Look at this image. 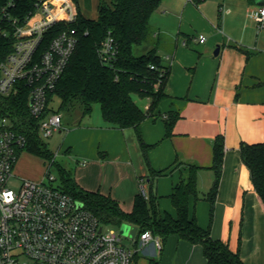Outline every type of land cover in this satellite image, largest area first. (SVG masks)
Here are the masks:
<instances>
[{
	"label": "crops",
	"instance_id": "obj_1",
	"mask_svg": "<svg viewBox=\"0 0 264 264\" xmlns=\"http://www.w3.org/2000/svg\"><path fill=\"white\" fill-rule=\"evenodd\" d=\"M74 1L81 14L95 11V19L100 3L107 2ZM255 7L252 0H162L159 9L166 15L155 24L151 18L153 35L144 54L156 47L169 68L167 98L141 126L151 167L169 169L154 182L160 215L176 218L170 196L188 177L178 164L200 167L199 198L190 199V216L245 264H264V203L242 154L244 145L264 143V31L252 19ZM200 35L207 38L204 44ZM147 99L145 111L151 106ZM173 116L177 120L168 136ZM218 140L224 144L219 171L214 168ZM63 146L80 188L112 197L127 213L142 180L149 194V170L134 129L113 128L101 115L72 127ZM133 242V264H208L202 245L177 234L160 238V250L153 242Z\"/></svg>",
	"mask_w": 264,
	"mask_h": 264
},
{
	"label": "trees",
	"instance_id": "obj_2",
	"mask_svg": "<svg viewBox=\"0 0 264 264\" xmlns=\"http://www.w3.org/2000/svg\"><path fill=\"white\" fill-rule=\"evenodd\" d=\"M40 1L0 0V64L13 50L16 25L27 21ZM193 2L199 4L201 0ZM161 3L162 0L102 1L97 19L87 18L78 12L75 23H59L50 31V38L71 28L76 29L78 34L75 52L50 99L57 97L60 100L59 112L81 107L83 117L91 115L94 106L99 105L102 118L108 125L120 130L134 129L149 170L148 197L141 193L136 196L132 212L127 213L112 197L80 188L73 173L60 166L58 187L83 203L103 224L131 226L136 241L147 231L159 239L177 234L193 244L202 245L208 264H245L239 255L202 229L195 216H190V199L199 198L197 175L200 167L178 164V167H184L188 177L176 185L170 196L176 218L170 214L161 216L159 212L158 198L153 192L154 182L169 169L155 171L151 167L147 156L150 146L143 140L141 126L167 98L165 87L170 71L163 65L156 47L141 56L134 55V47L149 44L153 35L150 20ZM109 37L113 38L117 49L112 65H106L99 54L102 44ZM19 88L16 95H0V117L9 118L15 130L25 136L27 144L24 152L43 159L51 168L56 164L55 156L39 133L38 120L30 115L29 89L24 84ZM134 95L151 100L148 111L134 101ZM176 120L177 116H173L167 121L168 136ZM223 149V142L218 140L214 145V168L217 171L223 161ZM242 154L255 189L264 203V143L244 145ZM215 191L214 187L206 199L212 201Z\"/></svg>",
	"mask_w": 264,
	"mask_h": 264
},
{
	"label": "built area",
	"instance_id": "obj_3",
	"mask_svg": "<svg viewBox=\"0 0 264 264\" xmlns=\"http://www.w3.org/2000/svg\"><path fill=\"white\" fill-rule=\"evenodd\" d=\"M77 18L74 0H41L27 21L16 25L13 50L0 64V95H16L22 84L29 89V112L44 141L63 130V116L51 109L50 96L78 43L74 28L51 38L50 31ZM252 19L264 31V6L255 7ZM197 40L204 44L207 38ZM99 54L106 65L113 64V38L105 40ZM26 144L10 119L0 117V264H133L136 250L124 246L119 230L103 224L83 203L79 206L50 174L47 181L22 180L18 191L9 187ZM141 185V194L148 197L145 180ZM139 240L161 249L150 231Z\"/></svg>",
	"mask_w": 264,
	"mask_h": 264
},
{
	"label": "rangeland",
	"instance_id": "obj_4",
	"mask_svg": "<svg viewBox=\"0 0 264 264\" xmlns=\"http://www.w3.org/2000/svg\"><path fill=\"white\" fill-rule=\"evenodd\" d=\"M106 1L107 3H110L109 1L111 0H106ZM163 10L164 9L161 8L153 14L152 20L154 24H155V21L156 20L158 21V19L161 16L166 15V14L164 15ZM91 11L90 10L86 12L82 11V13L87 18L95 19L96 12L93 10ZM148 49H149L148 43H143L140 46L134 47V55L141 56L144 53H146ZM134 99L137 101L139 106L142 108L148 103H150L147 98H140L136 96ZM59 107H60V100L57 97H54L53 103L51 104V109L54 111H59ZM61 114L64 120L62 132L56 133L51 138L45 140L46 144L49 146V149L55 156L56 164L50 168V164L44 161L43 159L33 156L31 154H28L26 152L22 153L16 165L15 177L12 178L9 184V187L11 189L18 191L21 186L22 180L40 181L44 179L47 181L46 174L48 171H50L49 174L56 179L54 184L58 186L60 183V176H59V170H58L59 166L64 167L67 170L74 171V167H75L74 162L69 157V155L63 151L64 138L66 136V133L72 127L76 126L79 122L85 123L91 119L99 118V116H101L100 106L95 105L93 112L90 116L83 117L82 109L79 106H76L70 109V111H62ZM112 227H115V226H112ZM115 228L119 230V233H120L121 227H115ZM133 238H134L133 229H129L128 235L122 236V242L124 246L129 247V248L133 247L134 246Z\"/></svg>",
	"mask_w": 264,
	"mask_h": 264
},
{
	"label": "water",
	"instance_id": "obj_5",
	"mask_svg": "<svg viewBox=\"0 0 264 264\" xmlns=\"http://www.w3.org/2000/svg\"><path fill=\"white\" fill-rule=\"evenodd\" d=\"M256 5L257 6H264V0H257ZM218 53H219V48L215 52V55H218ZM78 205L82 206L83 204L82 203H78ZM129 229H132V227H130L129 225H122L121 229H120V234L122 236H127L128 232H129Z\"/></svg>",
	"mask_w": 264,
	"mask_h": 264
}]
</instances>
